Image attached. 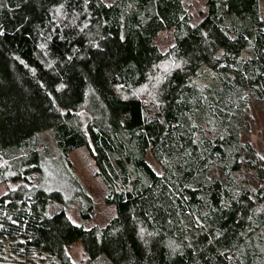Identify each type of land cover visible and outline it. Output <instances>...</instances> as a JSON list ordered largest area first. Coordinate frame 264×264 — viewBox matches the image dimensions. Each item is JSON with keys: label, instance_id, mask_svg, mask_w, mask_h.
<instances>
[{"label": "trees", "instance_id": "16d2710c", "mask_svg": "<svg viewBox=\"0 0 264 264\" xmlns=\"http://www.w3.org/2000/svg\"><path fill=\"white\" fill-rule=\"evenodd\" d=\"M206 6L192 26L184 0H0V184H15L0 247L34 209L13 236L31 258L74 264L81 243L87 264H264V159L243 139L264 103L260 0ZM45 131L62 168L48 182ZM80 149L114 208L104 226L66 209L93 207ZM39 192L64 203L42 210Z\"/></svg>", "mask_w": 264, "mask_h": 264}, {"label": "rangeland", "instance_id": "374dc122", "mask_svg": "<svg viewBox=\"0 0 264 264\" xmlns=\"http://www.w3.org/2000/svg\"><path fill=\"white\" fill-rule=\"evenodd\" d=\"M207 0H184V4L192 16L191 24L196 26L203 21L207 15ZM261 14L264 18V0H260ZM169 44L170 38L166 37V43ZM251 130L244 134L243 139L252 144L258 155L264 159V103L253 101L251 105ZM45 140L49 148L50 155L53 159H47L45 164V174L47 177L46 182L54 179L56 173L62 172V168L56 162L54 141L48 131L43 132ZM73 165V171L82 186L87 191L88 196L93 202L92 210L89 214L83 215L81 212L82 205L67 206V212L71 219L78 224L85 225H101L104 226L114 215V208L105 203L106 188L102 180L96 176L95 164L86 149H80L70 155ZM55 173V174H54ZM42 178V177H41ZM33 184L40 181V176L33 179ZM51 183V182H50ZM53 183V182H52ZM10 187H15L14 183L0 184V196L5 194ZM38 201L42 210L51 211L56 203H64L61 194L53 193L48 195L44 192L38 193ZM31 207L34 208L35 204L30 202ZM32 215L36 216L37 211L32 209L30 212H22L15 215V221L10 224L6 231L8 232L7 239L1 244L0 249V264H59L58 259L48 254H35L32 258L27 253L28 250L22 247L21 244H16V239L13 236L28 231L26 228L24 217ZM69 256L74 264H87L88 255L85 252L81 243H75L68 249ZM107 259L102 256L96 263H103Z\"/></svg>", "mask_w": 264, "mask_h": 264}, {"label": "snow or ice", "instance_id": "6c2138e0", "mask_svg": "<svg viewBox=\"0 0 264 264\" xmlns=\"http://www.w3.org/2000/svg\"><path fill=\"white\" fill-rule=\"evenodd\" d=\"M73 223H75V221H73Z\"/></svg>", "mask_w": 264, "mask_h": 264}]
</instances>
